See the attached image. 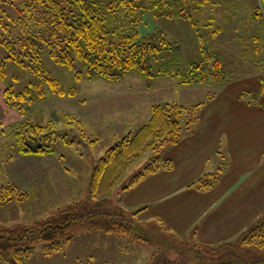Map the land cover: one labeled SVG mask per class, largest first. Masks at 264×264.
Returning <instances> with one entry per match:
<instances>
[{"label":"trees","instance_id":"obj_1","mask_svg":"<svg viewBox=\"0 0 264 264\" xmlns=\"http://www.w3.org/2000/svg\"><path fill=\"white\" fill-rule=\"evenodd\" d=\"M13 1L16 9L13 14L3 8L0 11V45L8 52L7 56H0V82L8 76L7 59L41 74L45 52L53 61L70 69H76V61H81L85 71L77 69L78 78L86 75L120 80L137 71L144 76L170 75L181 84L210 83L208 79L212 76L219 84L228 80L220 59L215 58L211 65H207V60H193L183 68L177 41L169 40L163 31L146 38L139 34L142 16L147 11L189 20L198 27L201 19L196 14H200L210 0ZM258 9L264 10V0ZM213 25L211 20L202 26ZM45 75L41 80H47L57 94H75L65 91L58 80ZM260 81V90L253 94L255 100L264 95V77H260ZM41 86L39 81L31 82L20 91L6 87L4 96L9 102L25 101L35 90L42 93ZM11 103L23 116V109ZM199 107L177 102L155 104L144 125L117 140L98 159L85 200L72 202L38 221L34 227L0 228V264H30L36 239L46 242L47 249L52 251L70 241L81 229L103 230L149 243L156 242L155 239L160 244L171 243L170 250L175 249L177 255L172 257L170 252L159 248L150 264H264V216L251 223L234 241L208 244L181 240L173 233L170 240L164 234L166 229L162 230L158 222L137 218L140 210L130 212L108 196L119 186L120 192L126 191L159 167H169L170 161L162 157V152L180 141L183 126L196 121ZM13 136L17 151L22 155L54 153V144L59 139L70 144L75 142V138L62 132L52 120L45 124L24 120L13 131ZM96 141L89 138V143ZM80 142L88 145L86 141ZM149 148H153L154 153L144 166L137 172H129L134 161ZM222 168L220 165L190 185L198 188L215 185ZM14 198L25 200V193L15 184L0 187V205ZM159 229L162 234L154 236L152 233L156 234Z\"/></svg>","mask_w":264,"mask_h":264},{"label":"rangeland","instance_id":"obj_2","mask_svg":"<svg viewBox=\"0 0 264 264\" xmlns=\"http://www.w3.org/2000/svg\"><path fill=\"white\" fill-rule=\"evenodd\" d=\"M260 5L261 0H210L204 10L196 14L201 19L198 27H194L189 20L169 17L165 13L154 15L152 11H147L142 16L139 27L141 38L163 31L169 40L178 42L183 68L193 60H207V65H211L215 58L220 59L228 76L225 83H216L212 76L208 79L210 83L181 84L170 75L144 76L137 71L120 80L86 75L78 78L76 70L85 71L81 61H76V69H70L53 61L46 52L42 56L44 71L40 74L7 59L8 76L0 82V95H3V102L0 103V187L15 184L26 198H14L0 205V228L34 227L38 221L72 202L85 200L98 159L117 140L144 125L157 103L200 106L196 121L183 126L182 138L183 134H189L197 127L214 96L228 88L233 95H237V87L246 90L240 102L252 105L262 102L259 96L256 100L253 98L260 77H264V10L258 9ZM2 8L10 14L16 10L13 0L0 1V11ZM210 19L214 22L213 26H202ZM7 54V50L0 45V56ZM45 74L58 80L65 91L75 94H57L47 80H41ZM39 81L42 93L35 90L34 95L25 101L9 102L5 99L6 87L12 86L15 91H20L31 82ZM233 97L228 100L220 97L221 102L218 103L226 107L228 101L230 107L238 102ZM11 102L23 109V116ZM24 120L39 124L52 120L62 132L75 138V142L70 144L59 139L54 144V153L22 155L17 151L13 131ZM89 138L97 141L89 143ZM80 140L88 145H83ZM152 150H145L129 172L139 171L154 153ZM223 152L227 156L226 150ZM116 189L118 193L112 199L120 204L123 193H120V186ZM158 225L162 230L166 229V238L173 240L172 232L163 224ZM152 234L161 235L162 232L159 229ZM155 241L149 243L103 230L81 229L70 241L52 251L47 249L46 242L36 239L29 263L150 264L152 255L159 248L170 252L172 257L177 255L175 249L170 250L171 243Z\"/></svg>","mask_w":264,"mask_h":264},{"label":"crops","instance_id":"obj_3","mask_svg":"<svg viewBox=\"0 0 264 264\" xmlns=\"http://www.w3.org/2000/svg\"><path fill=\"white\" fill-rule=\"evenodd\" d=\"M260 88L261 81L256 91ZM228 89L208 103L195 129L163 150L169 167H159L120 192V204L128 211L140 210L138 218L163 224L181 240L234 241L264 216V95L262 102L252 105L240 102L244 88L237 87V95ZM219 96L226 100L234 96L238 102L228 107L226 101L224 107L218 103ZM220 165L223 168L215 185H190ZM117 193L114 189L110 197Z\"/></svg>","mask_w":264,"mask_h":264}]
</instances>
